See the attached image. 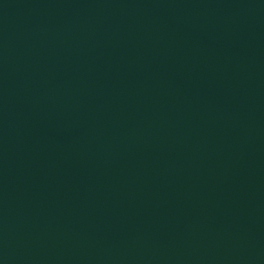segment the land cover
I'll return each mask as SVG.
<instances>
[{"label": "water", "instance_id": "1", "mask_svg": "<svg viewBox=\"0 0 264 264\" xmlns=\"http://www.w3.org/2000/svg\"><path fill=\"white\" fill-rule=\"evenodd\" d=\"M0 264H264V0H0Z\"/></svg>", "mask_w": 264, "mask_h": 264}]
</instances>
